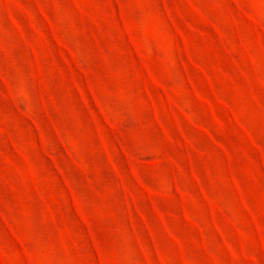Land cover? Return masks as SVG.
Masks as SVG:
<instances>
[{"label": "rangeland", "instance_id": "1", "mask_svg": "<svg viewBox=\"0 0 264 264\" xmlns=\"http://www.w3.org/2000/svg\"><path fill=\"white\" fill-rule=\"evenodd\" d=\"M0 264H264V0H0Z\"/></svg>", "mask_w": 264, "mask_h": 264}]
</instances>
